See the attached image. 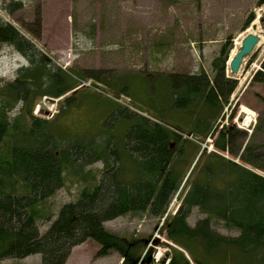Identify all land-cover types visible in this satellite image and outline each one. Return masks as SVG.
Returning <instances> with one entry per match:
<instances>
[{
    "label": "trees",
    "instance_id": "obj_1",
    "mask_svg": "<svg viewBox=\"0 0 264 264\" xmlns=\"http://www.w3.org/2000/svg\"><path fill=\"white\" fill-rule=\"evenodd\" d=\"M262 4L264 0L256 1L257 6ZM3 9L10 12L7 6ZM254 18L250 12L243 28ZM36 23L35 38L40 35L39 15ZM0 42L12 46L28 62L11 81L0 85V260L40 254L41 264H65L72 247L90 238L100 245L98 255L116 251L120 264L145 263L146 239L126 238L103 225L126 213H143L162 222V231L174 245L162 260L168 259L166 264H203L202 253L225 259L237 254L247 264L254 258L264 262V174L257 171L264 172V144L247 141L251 139L247 131L233 124L214 125L231 105L238 86V79L226 73L231 37L221 44L210 72L170 71L164 76L173 108L184 113L186 131L118 106L102 121L95 133L100 131L102 139L96 142L95 134L65 136L53 121L32 113L41 97L58 98L77 86L71 82L81 77L64 71L1 17ZM104 73L85 74L102 82ZM157 78L118 77L112 87L131 94L133 85L128 79L153 85ZM254 81L264 82V58L250 82ZM74 100L75 96H66L63 109ZM17 103L21 109L12 118L9 111ZM238 106L237 102L228 118L235 116ZM119 128L117 137L114 132ZM206 138L212 139L214 150L200 152L198 143ZM238 139L246 143L237 146ZM193 150L195 161L189 168L191 158L186 161L185 156ZM97 161H102L103 169L96 177L84 167ZM65 171L92 184L84 186L74 201L63 204L55 216L44 214L40 204L63 186ZM173 199H179V205L172 213ZM193 208L204 217L190 225L187 219ZM40 220L50 222L43 232ZM213 220L237 234L218 233L211 226Z\"/></svg>",
    "mask_w": 264,
    "mask_h": 264
},
{
    "label": "rangeland",
    "instance_id": "obj_2",
    "mask_svg": "<svg viewBox=\"0 0 264 264\" xmlns=\"http://www.w3.org/2000/svg\"><path fill=\"white\" fill-rule=\"evenodd\" d=\"M256 1L248 7L236 31L224 39L213 44H203L202 39L190 44L181 39V42H175L174 51L172 26L179 25L182 18L190 19L193 23L198 20L199 23L204 8H207L210 20H214L213 17L225 10L227 1L222 4L221 0H0V17L11 23L64 71L70 70L75 76L81 77V81L71 82V86L76 83L77 86L66 94L58 98L41 97L32 111L35 116L53 121L65 136L85 134L90 137L89 135L100 129L107 115L118 106L138 111L152 119L157 118L162 123L172 125L170 127L175 126L181 132L186 131L182 122L185 119L184 113L173 108V95L168 79L164 78L165 74L170 71L179 74L195 73L201 69L210 72L212 59L228 37L232 38L233 50H236L238 42L245 34L255 33L259 36V41L235 75L238 86L231 95L232 103L224 108L223 117H218L214 125L218 128L222 124H233L247 131L249 137L251 136L247 141L260 145L264 144V82H250L264 57V4L257 6ZM3 6H7L10 12L7 13ZM175 7L176 13L173 15L172 8ZM214 7H218L219 12L215 13ZM250 12L255 13V18L244 29L243 22ZM38 15L41 29L39 37L35 38L32 32L37 30ZM253 23L256 27L252 26ZM205 45L211 49L204 54L200 49ZM27 64L26 58L12 46L0 42V85L11 81L17 69ZM93 70L105 72L102 82L86 76L87 71ZM136 74L145 75L149 79H160L157 78L153 85L141 80L138 84L133 79H128V84L132 82L133 85L131 94L119 92L112 87L116 85L118 77ZM70 95L75 96V100L68 108L63 109V100ZM237 102L239 106L236 114L230 119V112ZM40 103L42 106H39ZM20 109L21 104H15L9 111V116H18ZM100 134L99 131L93 135L94 142L102 139ZM114 134L118 137L121 134L120 128ZM245 143L246 140H237V146ZM198 144L200 152L204 148L207 153L214 150L210 138ZM190 153L191 156L189 153L185 156L186 161L191 158L189 168L195 161L196 150ZM225 156L239 161L237 156H230L228 153ZM102 169V161L84 167L85 171H90L96 177ZM257 171L264 174L261 170ZM63 179V186L40 204L44 214L55 216L63 204L74 201L84 186L92 184V181L79 180L78 176H72L68 171H65ZM178 205L179 199H173L169 206L170 212L173 213ZM202 217L204 214L198 208H193L187 221L194 225ZM49 223L40 220V231L43 232ZM103 225L108 231L126 238L147 240L148 259L141 264H161V260L169 252V246L173 245L167 238L166 231H162V222L158 223L157 219L147 214L126 213L104 222ZM211 226L223 235L237 234L216 220H213ZM99 249L100 245L88 238L72 247L65 264H120L121 257L118 252L110 251L106 255H98ZM200 257L203 264H247L237 254L231 259L203 253ZM14 262L41 264V257L40 254H33L20 260H0V264ZM248 264L264 262L254 258Z\"/></svg>",
    "mask_w": 264,
    "mask_h": 264
},
{
    "label": "crops",
    "instance_id": "obj_3",
    "mask_svg": "<svg viewBox=\"0 0 264 264\" xmlns=\"http://www.w3.org/2000/svg\"><path fill=\"white\" fill-rule=\"evenodd\" d=\"M227 1V7L221 11L222 5H220V14L214 20H210L209 12L207 8L201 12V19L196 20L193 23L192 20H186L182 18V21L177 26H172L171 40L173 42L172 50L174 51L175 42L188 41L190 44L202 39L203 44L216 43L224 39L227 35L236 31L237 25L240 19L244 16L248 7L253 3L254 0H221L222 4ZM173 9V15L176 13V7ZM214 11L219 12L218 7H214ZM215 16V14H213ZM192 23V25L190 24ZM194 24V25H193ZM215 46H213L214 49ZM210 46H203L200 51L204 54L210 51ZM186 50V48H185Z\"/></svg>",
    "mask_w": 264,
    "mask_h": 264
},
{
    "label": "water",
    "instance_id": "obj_4",
    "mask_svg": "<svg viewBox=\"0 0 264 264\" xmlns=\"http://www.w3.org/2000/svg\"><path fill=\"white\" fill-rule=\"evenodd\" d=\"M253 27H256L253 25ZM259 41V36L255 33H247L240 40V44L234 54L229 58L227 64L228 69L226 70L227 74L230 76H234L239 72L243 61L251 55L255 45ZM42 106V103L39 104Z\"/></svg>",
    "mask_w": 264,
    "mask_h": 264
},
{
    "label": "bare ground",
    "instance_id": "obj_5",
    "mask_svg": "<svg viewBox=\"0 0 264 264\" xmlns=\"http://www.w3.org/2000/svg\"><path fill=\"white\" fill-rule=\"evenodd\" d=\"M254 24H255V23H254ZM239 43H240V42H238V45H239ZM236 44H237V43H236ZM234 52H235V49H234V50H232V53H231V55H232ZM244 109H245V110H248V109H247V108H245V107H244Z\"/></svg>",
    "mask_w": 264,
    "mask_h": 264
}]
</instances>
